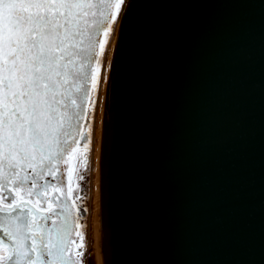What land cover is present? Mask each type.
Returning a JSON list of instances; mask_svg holds the SVG:
<instances>
[{
	"label": "water",
	"instance_id": "1",
	"mask_svg": "<svg viewBox=\"0 0 264 264\" xmlns=\"http://www.w3.org/2000/svg\"><path fill=\"white\" fill-rule=\"evenodd\" d=\"M100 130L103 264H264V0H126Z\"/></svg>",
	"mask_w": 264,
	"mask_h": 264
},
{
	"label": "snow or ice",
	"instance_id": "2",
	"mask_svg": "<svg viewBox=\"0 0 264 264\" xmlns=\"http://www.w3.org/2000/svg\"><path fill=\"white\" fill-rule=\"evenodd\" d=\"M125 3L0 0V264H82L95 93Z\"/></svg>",
	"mask_w": 264,
	"mask_h": 264
},
{
	"label": "rangeland",
	"instance_id": "3",
	"mask_svg": "<svg viewBox=\"0 0 264 264\" xmlns=\"http://www.w3.org/2000/svg\"><path fill=\"white\" fill-rule=\"evenodd\" d=\"M119 16L117 17L115 23L113 24V30L110 36L107 39V44L105 46V51L101 57V68L99 74V85L97 88V92L95 93V107L92 112V144H91V153L89 156L90 160V170L86 173L85 180L82 183V187L84 189V195H86L85 206L87 207L88 211L86 214V229H85V239L87 242V251L82 258V264H98V252L96 246V228L94 223V210H95V202H96V182L97 176L99 174V158H98V135H97V111H98V103L101 96V91L106 79V74L108 67V61L110 60V52L112 46V39L113 34L118 24ZM114 45V44H113ZM109 58V60H108ZM108 60V61H107ZM110 62V61H109ZM107 67V68H106ZM105 68V70H104ZM106 73V74H105ZM102 84V85H101ZM87 123V122H86ZM98 171V172H97ZM95 228V229H94ZM97 231V230H96Z\"/></svg>",
	"mask_w": 264,
	"mask_h": 264
},
{
	"label": "bare ground",
	"instance_id": "4",
	"mask_svg": "<svg viewBox=\"0 0 264 264\" xmlns=\"http://www.w3.org/2000/svg\"><path fill=\"white\" fill-rule=\"evenodd\" d=\"M117 27H118V24L116 25V28H115V31H114V34H113L110 58H111V54H112V50H113V44H114L115 35H116V32H117ZM108 60H109V58H108ZM109 61H108V64H106V66L108 68H109V64H110ZM107 73H108V70H107ZM106 79H107V74H106ZM106 79L104 81L103 87H101L102 91H101V96H100V100H99V103H98V111H97V119H96L97 135H98V158H99V144H100V132H101V130H100L101 129V117H102V108H103V101H104ZM93 220H94V223H95L94 226H95V228L97 230V231L95 230V232H96V240H95V242H96L97 252H98V254H97L98 255V264H103L102 252H101L100 215H99V174L97 176V182H96V202H95V210H94V219Z\"/></svg>",
	"mask_w": 264,
	"mask_h": 264
},
{
	"label": "flooded vegetation",
	"instance_id": "5",
	"mask_svg": "<svg viewBox=\"0 0 264 264\" xmlns=\"http://www.w3.org/2000/svg\"><path fill=\"white\" fill-rule=\"evenodd\" d=\"M104 70H105V68H104ZM102 85V84H101ZM50 179V178H49ZM81 185H82V183H81ZM83 188V187H82ZM53 195H59V193H53V192H49V198L51 199V197L53 196ZM81 195L83 196L84 195V191L81 193ZM83 204L85 205V201H83ZM41 207L43 208V209H46L47 207H48V205L47 204H42L41 205ZM86 214L87 213H85L84 215L86 216ZM49 225H51V221H49Z\"/></svg>",
	"mask_w": 264,
	"mask_h": 264
}]
</instances>
